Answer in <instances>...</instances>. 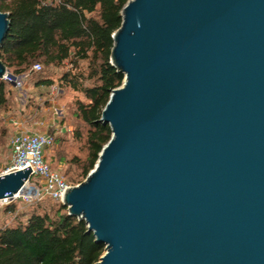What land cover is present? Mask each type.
<instances>
[{
  "label": "water",
  "instance_id": "95a60500",
  "mask_svg": "<svg viewBox=\"0 0 264 264\" xmlns=\"http://www.w3.org/2000/svg\"><path fill=\"white\" fill-rule=\"evenodd\" d=\"M121 18L111 138L61 204L96 264H264V0H128ZM8 29L0 12V47ZM30 172L2 173L0 200Z\"/></svg>",
  "mask_w": 264,
  "mask_h": 264
},
{
  "label": "trees",
  "instance_id": "16d2710c",
  "mask_svg": "<svg viewBox=\"0 0 264 264\" xmlns=\"http://www.w3.org/2000/svg\"><path fill=\"white\" fill-rule=\"evenodd\" d=\"M127 2L0 0V12L9 20L0 61L10 74L23 75L35 64L43 69L69 61L74 70L80 62L87 64L86 74L67 72L60 79L62 86L81 93L86 100L76 101L73 113L86 128L87 155L79 175L82 180L111 138L109 126L99 119L112 90L124 80L111 66L110 52L111 37L121 25V11ZM41 84L49 86L52 82L43 80ZM9 98V85L0 80V111L9 109ZM40 202L31 204L24 222L0 228V264H96L104 245L95 243L86 223L69 216L61 203L50 216ZM5 211H14L13 203Z\"/></svg>",
  "mask_w": 264,
  "mask_h": 264
},
{
  "label": "rangeland",
  "instance_id": "374dc122",
  "mask_svg": "<svg viewBox=\"0 0 264 264\" xmlns=\"http://www.w3.org/2000/svg\"><path fill=\"white\" fill-rule=\"evenodd\" d=\"M86 65L85 62H80L77 70H74L69 61H66L60 67L43 68L36 72L30 70L23 74L27 77L24 78L22 89L14 90L9 86V109L0 111V175L10 167V138L17 129L44 133L51 130L53 121H59L63 131L56 136L54 145L46 151L45 160L69 186L73 187L84 181L79 175L81 162L87 155L86 128L73 113L76 101L86 100L81 93L62 86L60 79L67 72L80 71L86 74ZM43 80H49L52 84L45 86L41 84ZM88 84L89 82H85V85ZM32 180L38 181L34 177ZM12 203L14 211L6 212L5 208ZM12 203L0 202V228L16 226L18 222L26 220L31 204H25L21 200ZM40 203L48 215H54L58 202L42 199Z\"/></svg>",
  "mask_w": 264,
  "mask_h": 264
},
{
  "label": "built area",
  "instance_id": "2783aa9c",
  "mask_svg": "<svg viewBox=\"0 0 264 264\" xmlns=\"http://www.w3.org/2000/svg\"><path fill=\"white\" fill-rule=\"evenodd\" d=\"M38 64L32 66L31 71H40ZM27 75L16 76L7 73L2 81L14 90L22 89V83ZM49 132L38 133L29 130L15 131L10 138L12 157L10 167L5 171H22L30 167V177L24 186L30 191L28 195L14 196L6 204L21 200L25 204H34L42 199H50L62 203L64 192L69 186L64 179L53 171L45 160L46 151L54 145L55 138L63 131V126L58 121H53ZM37 178L34 182L32 178ZM6 200V199H5Z\"/></svg>",
  "mask_w": 264,
  "mask_h": 264
},
{
  "label": "bare ground",
  "instance_id": "6f19581e",
  "mask_svg": "<svg viewBox=\"0 0 264 264\" xmlns=\"http://www.w3.org/2000/svg\"><path fill=\"white\" fill-rule=\"evenodd\" d=\"M30 193V191L25 187V186H23V188L21 189V191L18 193V194H16L15 195V197L16 196H21V195H28ZM8 200L9 199H6V200H0V202H3L4 203V201L6 202H8Z\"/></svg>",
  "mask_w": 264,
  "mask_h": 264
}]
</instances>
